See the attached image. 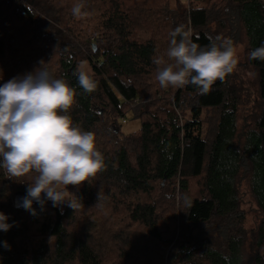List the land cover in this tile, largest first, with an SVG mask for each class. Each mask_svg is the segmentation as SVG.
Wrapping results in <instances>:
<instances>
[{
	"label": "trees",
	"instance_id": "16d2710c",
	"mask_svg": "<svg viewBox=\"0 0 264 264\" xmlns=\"http://www.w3.org/2000/svg\"><path fill=\"white\" fill-rule=\"evenodd\" d=\"M77 2L0 0V61L12 67L0 85L42 61L75 89L67 114L94 133L105 163L67 186L78 210L33 201L35 216L17 207L35 173L0 167V212L13 225L0 231V264H264V61L248 57L255 96L235 70L206 93L163 89L153 62L174 63L178 26L200 48L230 38L249 54L264 45V0H82L75 17ZM84 59L91 93L76 75ZM128 112L140 124L120 136Z\"/></svg>",
	"mask_w": 264,
	"mask_h": 264
},
{
	"label": "clouds",
	"instance_id": "9594fccd",
	"mask_svg": "<svg viewBox=\"0 0 264 264\" xmlns=\"http://www.w3.org/2000/svg\"><path fill=\"white\" fill-rule=\"evenodd\" d=\"M83 8L82 0L75 3L71 9L73 16L85 15ZM170 36L166 57L174 63H168L164 56L153 61L158 66L155 80L163 89L191 84L206 93L214 82L223 81L237 66L230 38L217 37L219 44L200 48L183 26L175 28ZM249 58L264 61V45L253 49ZM40 64L38 70L0 85V167L9 177L35 173L26 195L17 203V207L33 216L37 214L33 201L41 210L45 200H50L54 208L67 203L69 208L78 210L80 199L67 186L78 188L105 169L94 133L74 126L67 114L75 104V89L64 80L53 78L42 61ZM76 75L84 92L96 89L95 80L83 68ZM7 220L0 212V231L7 232L13 226ZM3 246L10 248L6 241Z\"/></svg>",
	"mask_w": 264,
	"mask_h": 264
},
{
	"label": "rangeland",
	"instance_id": "374dc122",
	"mask_svg": "<svg viewBox=\"0 0 264 264\" xmlns=\"http://www.w3.org/2000/svg\"><path fill=\"white\" fill-rule=\"evenodd\" d=\"M175 0H172L173 6H175ZM236 50V55L238 59L237 66L235 67V73L238 74L242 79L245 81L244 84L247 86L251 92L252 95L255 96V92L253 91L255 89L254 86V79H253V72L248 65V50L246 48L245 44H237L234 46ZM83 68L86 72L91 71V67L87 60H81L80 62V69ZM12 67L11 65L4 64L3 62L0 61V76L6 75L11 73ZM122 117L125 119V122L122 123L121 119ZM120 119H117L119 125H120V136H124L127 134H130L132 132H136L138 127H139V120L137 118H134L130 112L126 114V116H122ZM24 197V196H22ZM19 196L18 198H22ZM249 207H251V211L249 212L247 216V227L248 228H253L255 225V218L253 217L255 214V206L252 204Z\"/></svg>",
	"mask_w": 264,
	"mask_h": 264
},
{
	"label": "built area",
	"instance_id": "2783aa9c",
	"mask_svg": "<svg viewBox=\"0 0 264 264\" xmlns=\"http://www.w3.org/2000/svg\"><path fill=\"white\" fill-rule=\"evenodd\" d=\"M184 2H188V0H183ZM137 103V99L135 98V99H133V101H132V103H131V105H135ZM121 122L122 123H124L125 122V119L122 117V119H121Z\"/></svg>",
	"mask_w": 264,
	"mask_h": 264
},
{
	"label": "water",
	"instance_id": "95a60500",
	"mask_svg": "<svg viewBox=\"0 0 264 264\" xmlns=\"http://www.w3.org/2000/svg\"><path fill=\"white\" fill-rule=\"evenodd\" d=\"M93 49H95V44H93ZM90 97V95H89ZM115 131L117 132L118 131V128L115 129ZM21 198H19V201H20Z\"/></svg>",
	"mask_w": 264,
	"mask_h": 264
}]
</instances>
